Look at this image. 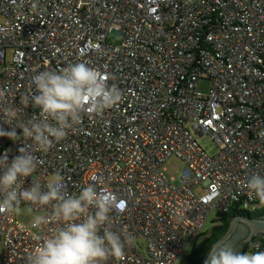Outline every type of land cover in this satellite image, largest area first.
<instances>
[{
    "label": "built area",
    "instance_id": "built-area-1",
    "mask_svg": "<svg viewBox=\"0 0 264 264\" xmlns=\"http://www.w3.org/2000/svg\"><path fill=\"white\" fill-rule=\"evenodd\" d=\"M116 29L124 31L119 44L107 40ZM81 60L107 74L122 100L37 153L23 187L59 174L78 193L99 178L98 190L124 204L110 213L112 230L134 237L125 258L108 264H177L214 209L264 207L245 186L264 175V0H0V130L39 114L26 106L35 72ZM9 107L18 113L13 125L5 123ZM15 131V140L0 136L9 161L30 146ZM197 134L218 153L209 155ZM171 156L185 162L179 184L165 173ZM53 227L0 213V264H25L40 242L34 235Z\"/></svg>",
    "mask_w": 264,
    "mask_h": 264
},
{
    "label": "clouds",
    "instance_id": "clouds-1",
    "mask_svg": "<svg viewBox=\"0 0 264 264\" xmlns=\"http://www.w3.org/2000/svg\"><path fill=\"white\" fill-rule=\"evenodd\" d=\"M92 46H90L91 48ZM100 52L99 45L93 49ZM110 77L92 66L91 61L69 63L60 70L37 71L31 77L35 92L26 98L38 115L13 126L12 131L0 130L15 140L16 128L30 146L18 149L19 155L11 161L0 156V213L19 214L20 205L45 208L46 215H36L32 227L55 225L46 233H37L40 241L27 255L25 264H108L125 258V248L133 245L134 237L126 231L112 230L113 209L123 210L115 194L99 191V178L82 186L78 193H69L62 187L63 178L57 174L42 187L33 182L23 187V181L32 175L40 163L37 153H47L54 143L66 139L85 115H101L118 105L122 92ZM4 93L0 91V99ZM17 111L9 107L5 123L13 125ZM245 186L251 196L264 206V175L252 174ZM204 264H264V251H240L231 242H217L209 247Z\"/></svg>",
    "mask_w": 264,
    "mask_h": 264
},
{
    "label": "trees",
    "instance_id": "trees-1",
    "mask_svg": "<svg viewBox=\"0 0 264 264\" xmlns=\"http://www.w3.org/2000/svg\"><path fill=\"white\" fill-rule=\"evenodd\" d=\"M216 211L217 223L200 234V236L204 235L202 240L192 243L191 250L186 256L185 264H204L209 247L216 244L219 238L224 235L233 218L247 215L254 218H264V207L250 211L241 209L238 204L232 203L226 210ZM247 235L248 227L243 222H240L236 231L225 242L233 243L242 252L264 251V233L254 235L250 240L245 241Z\"/></svg>",
    "mask_w": 264,
    "mask_h": 264
},
{
    "label": "rangeland",
    "instance_id": "rangeland-1",
    "mask_svg": "<svg viewBox=\"0 0 264 264\" xmlns=\"http://www.w3.org/2000/svg\"><path fill=\"white\" fill-rule=\"evenodd\" d=\"M124 37V31L121 29H116L111 31L108 34L107 40L110 43L113 44H119L121 43L122 39ZM199 88L200 90H202L204 93H208L210 91V81L209 80H203L200 82L199 84ZM197 140L200 143V145L202 146V148H204V150L211 156H214L218 153V147L217 145L213 142V140L208 136V135H199L197 134ZM164 167H165V173L166 175L176 184H179L180 182V176L182 174V170L185 167V162L183 160H181L180 158L176 157V156H171L169 157L166 162L164 163ZM198 193H201V190H197ZM21 212L19 214H15L16 219L19 220L20 222H22L23 224L31 227L32 226V220L33 217L36 215H44V211L41 210H34L31 207L25 205V206H21ZM217 223V211L214 209L204 227H203V231L209 229L212 225ZM204 238V235L199 236L195 241L199 242L200 240H202ZM138 246L140 248V250L146 254V250H145V243H143L142 241H140L138 243ZM191 244H188L187 246H185L186 248L184 249V252L182 253L180 259L178 260L177 264H185V259L186 256L188 255V253L191 250Z\"/></svg>",
    "mask_w": 264,
    "mask_h": 264
},
{
    "label": "water",
    "instance_id": "water-1",
    "mask_svg": "<svg viewBox=\"0 0 264 264\" xmlns=\"http://www.w3.org/2000/svg\"><path fill=\"white\" fill-rule=\"evenodd\" d=\"M240 222H243L248 227V235L245 241L250 240L254 235L264 233V218H254L249 215L237 216L231 220L227 231L217 242H225L228 240L236 231Z\"/></svg>",
    "mask_w": 264,
    "mask_h": 264
}]
</instances>
